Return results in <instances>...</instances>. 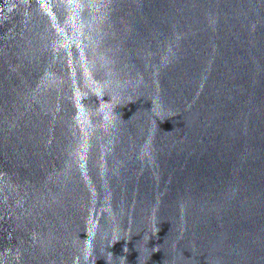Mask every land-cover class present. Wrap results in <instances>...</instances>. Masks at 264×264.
I'll return each instance as SVG.
<instances>
[{"label":"water","instance_id":"water-1","mask_svg":"<svg viewBox=\"0 0 264 264\" xmlns=\"http://www.w3.org/2000/svg\"><path fill=\"white\" fill-rule=\"evenodd\" d=\"M0 264H264V0H0Z\"/></svg>","mask_w":264,"mask_h":264}]
</instances>
